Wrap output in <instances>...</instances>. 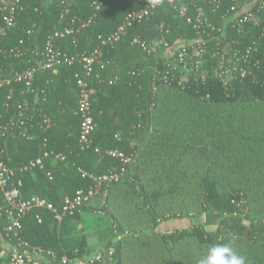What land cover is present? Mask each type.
Returning <instances> with one entry per match:
<instances>
[{"label":"trees","instance_id":"1","mask_svg":"<svg viewBox=\"0 0 264 264\" xmlns=\"http://www.w3.org/2000/svg\"><path fill=\"white\" fill-rule=\"evenodd\" d=\"M147 1L22 0L14 25L0 36V78L10 79L0 85V125L11 118L15 122L20 104L33 119L17 122L0 138L2 158L16 169L12 180H20L23 197L37 194L56 207L91 182L78 167L94 173L124 167L120 179L92 199L103 194L102 209L109 201L119 204L128 180L137 185L149 230H128L111 240L100 249L96 264H124L126 241L132 236L151 237L158 244L151 261L144 258L148 264H185L178 252L182 241L194 247L187 264H196L210 244H228L232 238L247 242L246 264H264V0H161L117 41L103 43L128 12ZM64 26L72 27L71 34L56 39L64 51L89 54L103 49L100 63L92 65L86 78L95 123L91 137L100 148L129 156L126 164L78 145L82 117L76 80L83 75L82 64L75 60L55 71L41 67L39 52L47 36ZM178 43L181 47L170 53ZM231 46L237 48L238 64L225 76L209 70L179 79L170 73V59L182 61L195 49L207 57L216 50L230 59ZM31 67L30 87L13 80L15 72ZM43 115L49 118L47 127ZM44 150L66 155L47 165L51 178L44 170L17 171ZM141 160L150 165L141 168ZM187 185L193 186L200 212L219 216L211 230L196 222L186 224L189 212H172L170 206L167 214L158 210ZM90 201L79 210H90ZM79 210L59 224L49 209H36L22 220L18 236L33 247L83 258L90 255L86 237L64 236ZM0 211V241L12 245L16 237L6 236ZM173 223L179 226L171 227ZM7 257L0 247V264Z\"/></svg>","mask_w":264,"mask_h":264},{"label":"built area","instance_id":"2","mask_svg":"<svg viewBox=\"0 0 264 264\" xmlns=\"http://www.w3.org/2000/svg\"><path fill=\"white\" fill-rule=\"evenodd\" d=\"M159 1L161 0H148L139 8L128 12L123 23H121L114 32L107 36L106 39L103 40V43L117 41L135 20L150 13ZM21 2L22 0L1 1V19L3 26L0 27V36H4L6 31L14 25L15 12L20 7ZM83 25L84 23L81 24V26ZM71 33L72 27L64 26L61 29H56L47 36L41 52H39V55L41 56V67L55 71L59 66L70 65L75 60H78L82 64L83 75L77 77L76 80L78 86V110L82 117L77 136L78 145L81 150L89 149L99 155L118 158L123 164H126L130 161L129 156L125 155L118 149L100 148L93 142L91 137L95 123L91 115L90 95L87 88L86 78L92 73V65L95 62L100 63L99 58L103 56V49L101 47H96L89 54L64 51L60 46L56 45V39ZM140 45L144 48L146 47L143 42L140 43ZM17 54H21L20 51H18ZM34 70L35 69L31 67L15 72L13 80L24 82L26 87H30ZM9 80V78H0V85L8 84ZM18 110L15 122L11 118L8 123L0 125V138L7 131L13 129L17 122L20 125H23L33 119L32 114H28L26 106L20 104ZM42 122L45 124V127H47L49 124V118L43 115ZM25 136L27 138L31 137L27 134ZM65 158L66 155L62 152L44 150L41 154L29 159L26 163L19 166L17 171L19 173L36 169L46 171L47 165L50 162L63 161ZM78 172L82 177L88 178L91 182L86 188L76 189L71 195L65 196L61 205L56 207L53 203L39 197L37 194H31L29 197L22 196L20 180L16 183L12 180L16 173V169L11 168L6 163L2 158V151L0 149V191L4 202V214L7 217V224L4 229L6 236L16 237V241L12 244L7 259L3 261L2 264H96L101 260L100 250L94 254L86 255L83 258H74L69 257L66 254H58L56 251L50 249L33 247L26 240H23L18 236V230L22 226V220L26 218L29 213L34 212L39 208H47L52 211L54 218L60 224L63 218L79 210L80 206L97 195L103 186L106 188L109 184L118 181L124 173V167H121L120 170H108L103 173H94L87 171L82 167H78ZM46 176L51 178V172L46 171ZM34 216L39 222L41 221L38 213H35ZM121 236L122 233L117 234L115 240H119ZM111 250L112 249H110V252Z\"/></svg>","mask_w":264,"mask_h":264},{"label":"rangeland","instance_id":"3","mask_svg":"<svg viewBox=\"0 0 264 264\" xmlns=\"http://www.w3.org/2000/svg\"><path fill=\"white\" fill-rule=\"evenodd\" d=\"M179 47H181V43L173 47L170 53H172L175 48ZM231 49L232 57L230 59H225V57L216 50L207 57L206 54H204L205 52H202L200 49H195L193 53L186 55V59L182 61L170 59V73L172 76L177 74L179 79H185L192 74H205L209 70H212L214 74L225 76L231 69L230 67L233 66V69H235L238 64L237 48L231 46ZM221 52H224V47ZM139 164L141 168L150 165L149 160H141ZM123 183H126L125 201L123 196L120 195L119 198L121 202L119 204L114 203V201H109L105 204V208L102 209L101 205L105 202L104 195L102 194V198L99 195L87 204L90 206V210L84 212L81 210V212L78 213V218H74V222H72L71 239L77 240L85 236L87 239L88 253L90 255L96 253L111 240L115 239L116 235L119 233L126 235L130 233L128 230L142 233L148 232L149 230V221L142 208L137 185L130 182L128 183V180ZM183 189L173 194L167 204L158 207V210L167 214L170 210L167 209L166 206H170L172 212H189L190 218L187 219L186 224H189V222H196L205 229L211 230L217 223L219 216L200 212L197 207V195L192 185H187L186 189ZM178 226L177 223H173L171 227ZM130 238L131 240L128 239V241H126V250L129 255L128 258L125 259L124 264H148L146 261L150 262L153 258L150 254L158 253V244L153 241L151 237L136 238L132 236ZM228 245L233 247L242 256L250 251L247 250L249 248L247 242L245 240L241 241L239 238H232V241H230ZM193 249L194 247L192 244L190 245V243L182 241L178 252L185 264H187L188 260L191 258V251ZM145 257L146 261L144 260Z\"/></svg>","mask_w":264,"mask_h":264},{"label":"clouds","instance_id":"4","mask_svg":"<svg viewBox=\"0 0 264 264\" xmlns=\"http://www.w3.org/2000/svg\"><path fill=\"white\" fill-rule=\"evenodd\" d=\"M196 264H246L245 257L228 244H210Z\"/></svg>","mask_w":264,"mask_h":264},{"label":"crops","instance_id":"5","mask_svg":"<svg viewBox=\"0 0 264 264\" xmlns=\"http://www.w3.org/2000/svg\"><path fill=\"white\" fill-rule=\"evenodd\" d=\"M55 162H50L49 163V166H51V165H53ZM32 175L34 174V173H31ZM3 208V205L1 206L0 205V210ZM84 211H86V210H83V212ZM81 212V211H80ZM3 216V213H1V211H0V220H1V217ZM4 216H5V218H6V222H7V217H6V215L4 214ZM74 220V218H71L70 220H69V222H68V230H69V234L67 233V234H65L64 236L65 237H69V238H71V234H72V230H71V228H72V222H74L73 221ZM0 223H1V221H0ZM1 230H2V228L0 227V232H1ZM3 245V246H2ZM0 247H1V254L2 255H8L9 254V252H10V249H11V247H12V245H11V243L9 242V240H7V239H1V241H0Z\"/></svg>","mask_w":264,"mask_h":264}]
</instances>
